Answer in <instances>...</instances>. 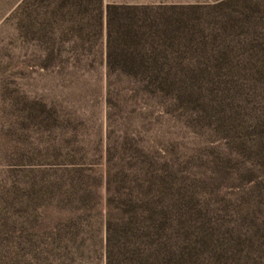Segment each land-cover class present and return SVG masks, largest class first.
I'll return each instance as SVG.
<instances>
[{
	"label": "rangeland",
	"instance_id": "obj_1",
	"mask_svg": "<svg viewBox=\"0 0 264 264\" xmlns=\"http://www.w3.org/2000/svg\"><path fill=\"white\" fill-rule=\"evenodd\" d=\"M129 195L264 264V0H0V264H105Z\"/></svg>",
	"mask_w": 264,
	"mask_h": 264
},
{
	"label": "trees",
	"instance_id": "obj_2",
	"mask_svg": "<svg viewBox=\"0 0 264 264\" xmlns=\"http://www.w3.org/2000/svg\"><path fill=\"white\" fill-rule=\"evenodd\" d=\"M113 8L109 6L107 9L109 28ZM134 69V66L127 68L129 71ZM135 199L130 195L128 199H123V203L127 202L130 207L124 208L126 217L117 223L112 220L106 223L105 264H175L178 256L163 239L168 215L161 207V201L150 199L147 207L139 206L136 210L134 205H137L138 199Z\"/></svg>",
	"mask_w": 264,
	"mask_h": 264
}]
</instances>
